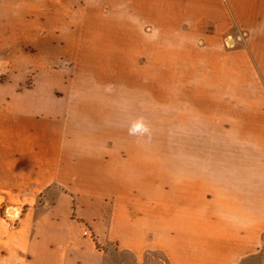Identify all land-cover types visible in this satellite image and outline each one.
<instances>
[{
	"label": "crops",
	"instance_id": "1",
	"mask_svg": "<svg viewBox=\"0 0 264 264\" xmlns=\"http://www.w3.org/2000/svg\"><path fill=\"white\" fill-rule=\"evenodd\" d=\"M55 3L39 0L30 21L27 0H0V264H95L92 253L145 264L151 252L164 264H264V0H81L66 35ZM143 22L187 24L211 57L226 52L221 70L236 90L220 100L228 112L209 158L169 171L157 202L87 171L96 157L79 139L76 66L60 85L54 57L57 43L74 62L135 52ZM59 195L75 204L64 215L49 203Z\"/></svg>",
	"mask_w": 264,
	"mask_h": 264
},
{
	"label": "rangeland",
	"instance_id": "2",
	"mask_svg": "<svg viewBox=\"0 0 264 264\" xmlns=\"http://www.w3.org/2000/svg\"><path fill=\"white\" fill-rule=\"evenodd\" d=\"M38 1L27 0L23 20H37ZM54 1L58 34L71 33L76 29L74 23L71 25L73 8H78L81 0ZM64 22L69 24L67 28L62 26ZM139 29L135 52L122 57L108 52L95 55L96 51L91 50L74 62L58 43L54 57L60 85L76 66L68 81L75 79L74 95L84 102L79 106L83 112L77 124L82 133L79 139L91 147L90 155L96 157V163H90L87 171L105 170L113 179L122 178L116 180L124 192L143 202L149 199L147 194H153L157 202L169 171L178 172L179 166L193 167L195 162L209 158L204 148L209 144L211 130L220 128L219 112L227 116L228 106L220 100L234 95L236 90L228 87L230 80L221 70L229 59L226 52L213 47L215 56L211 57L189 25L167 32L143 22ZM253 66L259 76L255 60ZM136 121H142L147 131L131 134L129 129ZM225 123L224 118V128ZM40 203L45 200L40 199ZM49 203L61 215L75 206H70V198L63 195ZM85 210L89 212L91 208L86 206ZM260 256L264 257V251ZM91 259L95 264H135L127 253L112 261L92 253ZM145 259V264H164L159 252H151Z\"/></svg>",
	"mask_w": 264,
	"mask_h": 264
},
{
	"label": "clouds",
	"instance_id": "3",
	"mask_svg": "<svg viewBox=\"0 0 264 264\" xmlns=\"http://www.w3.org/2000/svg\"><path fill=\"white\" fill-rule=\"evenodd\" d=\"M147 128L144 126L142 121H136L132 124V126L129 129V132L131 134H136V133H143L146 132Z\"/></svg>",
	"mask_w": 264,
	"mask_h": 264
}]
</instances>
